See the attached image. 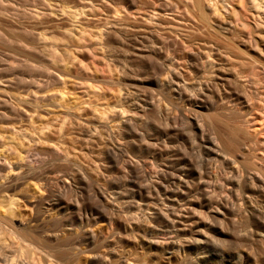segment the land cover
I'll return each instance as SVG.
<instances>
[{
	"label": "bare ground",
	"instance_id": "bare-ground-1",
	"mask_svg": "<svg viewBox=\"0 0 264 264\" xmlns=\"http://www.w3.org/2000/svg\"><path fill=\"white\" fill-rule=\"evenodd\" d=\"M122 1L120 3L123 4L125 11L132 13L131 15L143 13L142 9L147 3L144 0ZM115 2L118 4L117 0ZM155 2L158 4V8H154L146 15L141 14L144 16L142 19L145 22L151 23L156 28L160 25V21L157 19L159 15L179 12L184 20L192 21V27L196 32L199 31L202 34L203 30L206 31L211 40H219L224 36L232 40L233 35L240 36L242 30L238 29L237 22L241 21V24H244L247 21L251 25V33H249L247 41L251 43L257 55V57L251 56V77H248L246 74L244 76L237 68L225 74L223 65L218 64L223 60L229 62V59H234L230 51L231 46L218 47L216 56L209 53L205 60L199 53H189L187 62L194 68L191 69L194 76L189 83L183 72L175 65L174 56L168 53L171 51L168 38L158 35V30L147 29L146 34L134 39L140 42L134 45L129 36L125 34V29L137 30L139 27L128 21L127 15H119V21L111 22L110 28H105L104 31L99 32L101 38L102 35H106L112 29L111 27L117 26L116 31L123 32L126 55L134 54L133 58L136 61L142 60L143 57L156 60L157 71L152 68L156 75L152 81L146 82L154 84V86L151 85L150 90H148L150 88L148 85L147 90L150 91V95L151 92H157L162 97L166 94L170 98L179 100L182 104L175 106L179 113L184 116L185 124L192 132L191 137L200 136L203 138L205 145L202 154L199 155L200 157L197 156V160L188 157L187 151V155L177 160L176 164L181 165V170L185 172V175L179 171L166 180L163 169L160 166L156 169L155 166L156 170L154 169L155 174L153 175L156 177L155 180L151 179L148 184L145 183L147 181L144 180L147 177L148 179L151 178L149 177L150 171L145 170L144 175L137 179V182H134V186L140 193L154 191V193L159 194L160 191H165L174 200L173 204L178 206L179 210L176 211V217L182 221L183 217L190 216L196 218L195 221L191 222L192 225L189 223L188 227L183 225L182 228H178L173 237L170 236L164 240L153 239L150 235L157 231L155 229L158 224L156 221L160 217L163 218L165 214L162 213V209L159 210L156 199L152 201V204L146 206V210L141 212L142 214L124 216L125 219H120L119 208L115 206L114 200H110L107 191L102 187L103 185H98L95 187V193L105 210L93 212L92 209H89L90 206L81 208L79 202L85 199L84 196L87 193L83 194V184L87 176L83 174L85 172H70V166L64 165L63 174L55 177L56 182L61 181L59 186L52 188L48 186L46 189L48 206L42 212L45 213L50 209L54 214L43 216L32 228L23 220L13 225L12 217L19 214V207H21L19 198L10 193L3 195L4 200L0 201V234L17 243V249L13 248L14 251L11 252H13L14 257L19 258L7 260L5 264H84L83 255H86L87 264H161L163 260L173 258H176V264H264V150L258 152L252 140L251 144L247 140H240L243 118L236 111V109L240 111L242 106L250 104L251 99H254L253 101L257 106L264 109V81H260L258 77V71L260 69L264 71V62L260 60V58H264V0H156ZM75 9L69 8L67 12L75 20L72 28L67 31L71 38H73L74 29L79 30L75 35L79 37H83L82 32L84 31L82 24L77 20L80 11ZM116 10L118 11V9ZM216 13L222 16L221 20L213 18V14ZM134 18L136 22L137 16ZM185 29L181 25H175L171 31L176 34L182 32V36L186 38L196 36V34H194L195 36L192 35L195 31L190 34ZM243 39L246 41L245 37ZM144 42H149L150 45L143 50L142 46L144 45L141 43ZM220 48L223 49L220 50ZM50 57L55 61L59 59L55 55V51H51ZM148 61L151 62V60ZM137 64L136 62L135 67L139 69ZM137 69L135 70L137 71ZM205 69L207 73H202L206 75L200 76L201 70ZM145 72L147 74V71ZM122 75L123 78H129L132 73L126 68L122 69ZM134 75L137 77L136 74ZM247 78L251 81H248ZM55 80L58 83L64 82L61 74L56 76ZM243 80L251 82L252 96L244 92L245 82ZM140 81L143 82V80ZM147 90L145 93H148ZM215 94L218 96L217 99L213 100ZM151 96L153 97V95ZM127 97H124L129 102L126 107L118 104L119 107L115 108L117 105H114L115 109L111 113L104 109L94 115L96 121H88L97 128L95 129L97 134L102 136V129L109 132L111 131L109 129H113V134L117 139L132 136L131 133L135 134L136 131L134 128L138 127L137 121L145 115L146 109L153 107L165 110L167 124H172L170 127L176 138L178 128L174 125L175 118L167 110L168 105L174 104L171 102L164 104L160 98L158 101L153 98L154 100L151 102L137 103L133 100L134 98ZM205 97L209 99L211 106L216 105L219 109L217 116L219 125L232 135L231 139L219 138L214 131V125L199 119V115H193L194 120L189 118L185 109L191 110L199 102V98ZM53 105L61 106L59 103H53ZM72 114L69 111L68 115L72 116ZM37 117L38 114L26 111L18 119L27 120L28 124L32 126ZM65 120L61 122L60 128L62 130L66 125L65 122H69L72 129L80 124L78 122L79 117L76 115L75 119ZM48 125L49 123L46 122V126ZM20 128L21 126H19ZM12 130L18 129L12 127ZM0 142L2 147L5 146L7 149L5 151H8L7 155L14 154L16 156L13 160L6 157L7 155L4 153L6 156L0 160V179L5 178V182L0 184V190H7L25 177H31L39 171L45 172L49 169L46 167L38 171L26 172L23 167L29 164L26 163L25 159L33 153H38V150L30 148L22 154L15 146L8 145L1 136ZM101 145L99 139H96L95 146H100L102 149L99 152L110 157V152L113 151L110 149L113 148ZM196 145L201 147L199 143ZM116 149L114 147V150ZM50 150L57 157L64 156L63 152H66L57 146H51ZM121 150L119 148V151ZM113 152L117 153L118 151ZM112 156L114 154H111ZM130 161L129 164L125 162V167L129 168L131 173H135V168L136 170L139 169V166H135L138 163L133 165V162L131 161V164ZM99 176H101V180L106 177L102 172L99 173ZM141 181L144 182V186ZM71 196L74 198H70ZM4 202L5 204H3ZM181 208L185 211H182ZM5 212L7 215H4ZM118 216L120 217L118 218ZM165 216V230H174L176 225L173 222L176 220L170 218L169 214ZM98 221L108 224L112 243L107 240L109 236L97 233L93 229V224ZM122 233L139 235L141 248L145 251L143 256L147 254L151 261L142 258V256L137 257L134 261L125 257L122 250L120 251L116 246L117 238L115 236H121ZM120 240L118 239V241ZM101 245H107L106 253L99 252ZM2 249L3 246L0 244V256L4 253Z\"/></svg>",
	"mask_w": 264,
	"mask_h": 264
},
{
	"label": "rangeland",
	"instance_id": "rangeland-1",
	"mask_svg": "<svg viewBox=\"0 0 264 264\" xmlns=\"http://www.w3.org/2000/svg\"><path fill=\"white\" fill-rule=\"evenodd\" d=\"M115 1L0 0V136L8 145L15 146L22 154L30 148L38 150V153L29 155L28 161V158L25 159L26 163L29 164L27 166L33 167H23L26 172L49 168L45 172L39 171L41 174L37 172L31 177H25L7 190H0V201L4 200L3 195L5 193L14 194L19 198L21 207H19V214L12 217L13 225L23 220L32 228L43 216L54 214L50 209L45 213L42 212L48 206L46 189H48V186L51 188L59 186L61 181L56 182L55 177L63 174L65 171L63 170L64 165L70 166V172H85L83 174L87 176L83 184V194L87 193L84 196L85 199L79 202L81 208L90 206L89 209H92L93 212L105 210L95 193V187L98 185H103L102 187L107 191L110 200H114L112 201L115 206L119 208L121 217L118 216V218L120 217V219L142 214L146 210V206L152 204V201L156 199L159 210L162 209V213L165 214L163 218L160 217L156 221L158 223L155 227L157 231L150 235L153 239L164 240L170 236L173 237L178 228H182L183 225L188 227L189 223L191 224L196 219L188 216L183 217L182 221L179 220L176 217L178 206L173 204L174 200L171 199L168 193L165 191H160L159 194L154 193V191L140 193L134 186V182H137L136 180L144 175L145 170H149L151 173L149 177L151 178L148 179L147 177L144 180L148 184L149 180L156 178L153 176L154 172L160 167L165 173L166 180L170 176L179 173V171L185 175V172L181 170V165L176 164L177 160L187 155L186 151L189 154L188 157L197 160V156L200 157L199 155L202 154L205 145L203 138L200 136L191 137L192 132L186 126L184 116L179 113L178 108L175 106L182 104L179 100L170 98L166 94L162 97L157 92H151L153 97L150 95L148 90L154 84L146 82L152 81L156 75V60L143 57L142 60L136 61L133 58L134 54L126 55L123 32L116 31L117 26L111 27L112 29L106 34L107 36L102 35L100 38L99 32L108 28L111 22L119 21V17L123 15H127L128 21L139 27L137 30L125 29V34L129 36L131 43L134 45L140 43L134 39L146 34L147 29L158 30V35L168 38V44L171 47V51L168 53L174 56L175 65L183 72L190 83L192 76H194L191 69L194 68L187 62L188 54L199 53L205 60L209 53L216 56L217 48L224 46H231V55L234 57V59H229V62L219 60L221 62L218 64L223 65L225 74L237 68L244 76L251 77V56L257 57L253 46L247 41L249 33H251V25L247 21L244 24L238 21V29L242 30L240 36L233 35L232 40L225 36L219 40H211L206 31L203 30L202 34L199 31L196 32L192 27V21L184 20L179 12L159 15L157 19L160 21V25L156 28L151 23L145 22L142 19L144 16L141 14L146 15L154 8H158L156 0H144L147 3H144L143 11L141 10L143 13L139 15H131L132 13L125 11L123 4L120 3L122 0H117L119 5ZM92 4L94 5L92 6ZM46 8L48 9L46 10ZM69 8H77L80 11L77 20L83 26V37L75 36L79 31L76 29H74L73 38L67 34L68 29L72 28L75 21L67 13ZM135 16H137L136 22L135 18L133 19ZM213 18L221 20L222 16L216 13L213 14ZM175 25L183 26V28H186L185 31L190 32V34L195 31L192 35L196 34V36L186 38L182 36V32L177 34L172 32L171 29ZM243 37L246 38V41ZM148 43H141L144 45L142 46L143 50L150 45ZM132 50L134 51V48ZM51 51H55L58 60L55 61L50 57ZM148 60H151V62ZM260 60L264 62V58H260ZM136 62L138 63L136 66L140 67L139 69L135 67ZM126 68L132 73L129 78H123L122 75V69ZM134 71L138 74L140 72V74L138 75ZM145 71H147V74ZM202 72L207 73L206 69L201 70L200 76L206 75H203ZM60 74L64 82L58 83L55 77L60 76ZM258 77L260 81H264V71L262 69L258 71ZM140 80H143V82ZM243 81L245 82L244 92L250 96L251 82L248 81L251 80ZM147 88L149 89L147 90ZM146 90L148 93H145ZM217 96L215 94L213 100L217 99ZM124 97L134 98L133 100L137 103L151 102L154 100L153 98L158 101V98H160V101L164 104L168 102L174 104L168 105L167 110L175 118L174 125L178 128L176 138L170 127L172 124H167L165 110L153 107L146 109L145 115L137 121L138 127L134 128L136 129L135 134L131 133L132 136L136 135L133 138L129 136L125 139H117L113 134V129H109L110 132L102 129V136L97 134L95 131L97 128L90 123L96 121L94 115L104 109L111 113L119 107L118 104L126 107L129 102ZM208 100L207 97L199 98V102L191 110L185 109L189 118L194 120L193 115H199V119L211 122L214 125V131L219 138L231 139L232 135L228 134V131L226 132L219 125L217 117L219 109L216 105L211 106ZM253 100L251 99L250 104L242 106V110L236 109L240 117L243 118L239 138L240 140L249 141L250 144L252 140L258 152H261L264 150V112H262L264 109L257 106ZM53 103H59L61 106L53 105ZM114 105L117 106L114 108ZM26 111L38 114V117L35 118L36 122L32 126L28 124L27 120L18 119ZM69 111L73 113L72 116L68 115ZM74 114L79 117L78 122L80 124L72 129L71 124L65 122L66 125L62 130L60 128L61 122L65 119V121L71 118L75 119ZM46 122L49 123L48 126H46ZM19 126H21L20 129ZM42 126L43 128H41ZM12 127L18 130H12ZM24 129L26 131H23ZM96 139H99L101 146H109L113 148H109L111 151L118 152H110V157L100 153L99 151L102 149L100 146H95ZM197 143L200 144L201 151L196 145ZM118 144H121L120 147ZM113 145H117L114 147L118 150H114ZM2 146L0 142V155L2 156H0L2 158L0 160H3L8 152H5L7 149ZM51 146L60 147L63 151L66 150V152H63L65 155L57 157L50 150ZM124 146L128 149L122 148ZM118 147L122 150L119 151ZM111 154H114V156L117 154V156L115 158L112 156V158ZM6 157L13 160L16 158L14 154H8ZM129 159L133 162V165L136 162L140 164L136 163L135 166H139V169L140 167L141 169H137V171L135 168V173H131L129 168L125 167V162L129 164ZM101 172L106 175L104 180H101L102 178L99 176ZM97 178L99 179L95 181ZM1 182L4 183L5 178H1L0 184ZM141 183L144 182L141 181ZM70 198L74 197L71 196ZM166 214L176 220V222H173L176 225L174 230H165L166 220L164 221V218L166 219ZM4 215H7V213L5 212ZM93 229L97 233L109 236L107 240L112 243L110 229H108L106 222L98 221L93 224ZM138 236L132 233H122L121 236L116 235V246L120 251L122 250L124 256L130 261H134L140 256L151 261L147 254L143 256L145 251L141 248L142 244L139 242L141 239ZM118 239L121 240L118 241ZM0 244L3 246L2 250H4L2 251L4 253L0 256V264H5L7 260L14 258L19 259L14 257L13 252H11L14 251L13 248L17 249L18 247L17 243L11 238L0 234ZM99 252L106 253L107 245H101ZM83 256L84 264H87L86 255ZM176 261V258H173L163 260L161 264H176Z\"/></svg>",
	"mask_w": 264,
	"mask_h": 264
}]
</instances>
